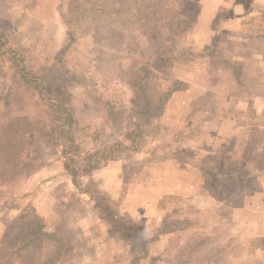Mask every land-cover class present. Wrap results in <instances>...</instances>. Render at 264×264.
Masks as SVG:
<instances>
[{"label": "trees", "instance_id": "trees-1", "mask_svg": "<svg viewBox=\"0 0 264 264\" xmlns=\"http://www.w3.org/2000/svg\"><path fill=\"white\" fill-rule=\"evenodd\" d=\"M16 1L0 0V87L5 88V66L14 75L0 105V200L17 209L0 236V264H53L67 257L62 238L47 232L43 218L34 211L35 196L24 203L32 192L14 194L37 168L32 156L40 143L56 152L77 193L94 202L100 222L118 230L132 246V264H140L148 254L146 241L139 238L146 220L120 211L132 177L165 160L196 170L215 205H178L183 197L167 195L165 203L173 206L160 218L152 240L161 233L172 234L164 250L163 260L168 263L232 264L218 239L233 241L242 199L256 190L255 180L264 176L263 134L253 125L242 146L232 136L199 156L191 141L205 133V124L218 114L202 103L218 98L217 92L208 90L180 116L181 128L169 133L160 146L146 149V144L159 133L156 119L170 97L188 88L174 76L175 64L207 63L215 70L211 81L218 87H246L244 67L233 52L242 50L246 42L230 38L217 21L207 46L187 41L197 20L196 0H64L66 41L55 54L41 56L12 35L9 10ZM75 24L85 33L75 36ZM256 37L264 34L251 38ZM80 38L90 42L84 64L91 74L84 77L69 70L65 60L74 55L70 48ZM79 85L77 94L74 89ZM121 85L131 93L129 102ZM201 111L206 114L199 118ZM137 154L142 156L122 171L118 198L100 191L90 173L120 156L131 159ZM44 241L55 245L56 256L42 263L38 253ZM263 241L255 236L248 246L257 248ZM158 260L162 259L154 262ZM254 264H264V259Z\"/></svg>", "mask_w": 264, "mask_h": 264}, {"label": "rangeland", "instance_id": "rangeland-1", "mask_svg": "<svg viewBox=\"0 0 264 264\" xmlns=\"http://www.w3.org/2000/svg\"><path fill=\"white\" fill-rule=\"evenodd\" d=\"M63 1L17 0L11 5L9 10L13 23L12 35L27 50H31L36 54L41 56L55 54L66 41V26L64 25L63 17L67 16V14L64 7L65 2L63 3ZM216 1L218 0H196L197 17L199 15L202 18V22L198 24L195 33L187 36V41L192 43L193 41L196 42L197 39L203 41L206 39L209 33L207 30L210 26H206L204 22L218 8L212 5V2ZM224 1L236 4L240 10L244 8L242 7V2H246L245 0ZM260 9L252 4L250 12L252 11L253 15L244 19V21H241L238 15H233V12L225 7L220 10L218 8V13L214 15V20L217 22L220 19H225L224 24L230 27V33H233L232 36L234 38H243L247 44L242 50L233 51L236 54L234 55V59L244 67L246 87L237 85L229 89L218 87L219 83H212L211 81L215 70L207 63L190 62L175 64L173 74L178 81L188 84V90L178 91L179 93L175 92L174 97H170L169 100L171 102L167 109L156 119L159 133L152 142L146 144V149L150 146H160L169 133L181 128L179 115L183 114L189 108L190 102L197 98L193 96H198V93H208V90L217 92L218 98L214 99L212 97L210 100H205L202 103L206 102L207 108L217 110L218 114L214 120L205 124L206 132L191 141V145L199 156L210 153L219 142L232 136L236 137L237 146H242L248 130L253 125H256L259 132L263 134L262 138L264 140V38H251L264 34V7L261 9L262 11ZM236 10L238 11V9ZM73 31L75 32V36L85 33L84 27H78L76 24L73 27ZM80 39L81 41L74 44L76 46L70 48L71 53L74 55H67L65 60H67L69 70L78 73L80 77H84L91 74L90 66L84 64L87 62L86 58L90 42L85 41V38ZM4 74L3 82L5 88L2 89L0 87V105L4 103V94L7 92V89L14 83V75L7 66H5ZM116 74H118V71H116ZM224 80L225 78H221L219 81ZM156 82L159 85L162 84V82ZM166 85V83H163L162 87H166ZM81 88L82 85H79L74 89V92L79 94ZM121 88L124 91V97L129 102L131 99L129 89L122 85ZM204 114L206 113L201 111L198 117L201 118L205 116ZM37 146L32 156L37 168L32 171V174L28 178L18 184L19 188L15 189L14 194L22 195L32 192L25 197L24 203L28 202L31 194H33L35 196L34 200H36L35 206L33 203L34 211L45 219L49 230L47 232L57 234L62 238L64 249L68 250V253H66L67 263L59 261L53 264H81L83 256L103 255L105 252L121 256L123 254V247L114 244L108 245V240L114 241L112 240L113 237L109 234L103 235L99 227L94 224L98 216L94 209V202L89 200L86 195L78 196L70 186L69 177L66 174H61V164L57 161L56 152L46 148L43 143ZM141 156L137 154L131 159L120 156L113 160L109 168L104 172H99L101 169L99 168L96 171H92L90 177L92 176L96 180L99 179V181L109 179V183L106 182L105 186L111 189L117 183L114 177L117 175H121L120 177H122L123 169L129 170ZM151 167L147 166L143 171L132 177L129 184L130 199L128 202L125 201L121 204L120 211L135 214L137 215L136 217L144 218L145 220L147 219L146 221L149 225L157 220V210H160L164 204L166 208L171 209L173 205L169 202L165 203L167 194L158 198L156 207L153 206V208L151 205L152 198L154 197L151 189L159 187L162 182L165 183L166 178H162V173L166 170L173 172L167 175L169 176L168 179L171 185L172 183H176V181L180 184L183 179L182 192L189 193L193 187L198 190L200 196H195L194 199L197 206L206 208L215 205L213 198L205 194L202 177L196 170L181 171L179 169V172L174 169L171 163L155 165V167L153 165ZM148 179H151L153 184ZM255 183L257 184L256 190L242 199L238 215V225L235 226L234 231L231 233L233 241L230 242L228 240L227 242L222 236L218 239L219 244L228 252L231 261L233 258H237L236 256H238V260L242 258L240 253L242 252L241 242L246 241L248 244L256 234L262 233L264 235V176H260L257 181L255 180ZM183 198L184 201L177 202L178 205L193 202L191 196ZM209 202H211L210 205ZM150 205L154 209L150 213H154L155 215L147 214L148 206L150 207ZM16 211L15 205H8L0 200V231L9 223ZM80 225H85L86 228L88 227V230H81ZM260 228L263 230H259ZM115 232L119 234L118 230H115ZM145 232H143V235H140L139 238L141 240H148L153 234L150 231H147V234ZM93 238H96V242L99 239L101 241L105 239L107 242L104 245L106 246L88 245V240L92 241ZM140 247L144 248V244H141ZM55 248V245L51 241H44L38 253L42 263L54 259V256H56ZM257 248L264 252V241ZM87 264L90 263L87 262ZM141 264L149 263L141 261ZM159 264L165 263L159 262Z\"/></svg>", "mask_w": 264, "mask_h": 264}, {"label": "crops", "instance_id": "crops-1", "mask_svg": "<svg viewBox=\"0 0 264 264\" xmlns=\"http://www.w3.org/2000/svg\"><path fill=\"white\" fill-rule=\"evenodd\" d=\"M245 1L246 2H244V1L242 2V5H243L242 7H244L243 10H240V8L236 4H233V3H230V2L229 3H226V1H224V0H218L216 2H212V5H214L213 7H215V8L218 7L219 10L220 9H223L224 7L225 8H229L233 12V15L236 14V15L239 16V18H240L241 21H244V19H247L248 17H251V15H253L251 13L252 11L250 12L251 5L252 4L254 6H256V7L259 6L258 9H260V8L262 9L264 7V0H250L252 2H249V0L248 1L245 0ZM247 2H249V3H247ZM215 8H212V9H215ZM217 9H216V11L214 10L215 11L214 14H210L206 18V22H204L206 26H208V27L210 26L209 29L207 30L209 33L207 34L206 39L204 41L197 39L196 42L193 41L192 44L197 45L199 47H205V46H207L209 44V42L211 41V39L213 38V35H214V31L212 29V24L215 21L214 20V15L218 13ZM236 9H238V11ZM201 22H202V18L198 15L197 20H196L195 27H194L193 31L191 32L192 34L196 32L197 26ZM224 22H225V19L224 20L223 19H220L218 23L220 24V27H222L223 29H226L229 32V34H231L230 35V38H232L233 40H237V41H245L243 38H234L232 36L233 33L232 32L230 33V27L228 25H225ZM242 23H246V22H242ZM191 63H194V62H191ZM195 63H197V62H195ZM187 90L188 89H186V91ZM186 91H184V92H186ZM176 93H174L172 95V97H174V95ZM203 94H204V92L203 93H198L197 94L198 96H193V97L196 98V97H199V96H201ZM170 102H171V100H169L167 102L164 110L167 109V107L170 104ZM181 115L182 114L179 115V121H180V116ZM111 162L112 161H110L105 167L101 168L99 170V172L100 171H103L104 172L106 169H108L109 166L111 165ZM164 163L165 164L166 163L173 164L174 169L176 171H179L180 172L179 169H181V168L173 160L160 161V162H157V163L148 165V166L151 167V166L154 165V167H155V165H160V164H164ZM146 167H144V169ZM151 169H152V167H151ZM186 170H189V169H181V171H186ZM60 172H61V174L63 173L62 172V166H61ZM169 173H173V172L172 171H168V170L164 171V173H162V178L163 179L166 178L165 179V183L162 182L159 187L157 186V187H153L151 189L153 191L152 194H154V197L152 198V204H151L152 207L153 206L156 207V205L158 203L157 200L161 196L166 195V194L167 195L173 194V195H178V196H181V197H190L191 196L193 198V202H194L195 207L202 208L200 206H197L196 205V200H194L195 199V196H200V194L198 193V190L193 187L192 190H190L189 193L182 192L183 189L181 187L183 186V179L181 180L180 184H179L178 181H176V183H172V185H171L170 182H169V179H168L169 176H167V175H169ZM62 175H64V174H62ZM120 176L121 175H117L116 177H114L116 179V182L117 183H116V186H114L111 189H108L105 186V183L106 182L109 183V179H106V180L104 179V180L99 181V179L96 180L92 176H91V178L93 180H96L97 181L98 187L100 188V190L102 192H104L105 194H107L112 199H117L118 196H119V191H120V187H121V183H122V177H120ZM148 181L153 184V182L151 181V179L150 180L148 179ZM167 185H169V186H167ZM70 186H71V188L73 189V191H75V193L78 196H84L83 194L77 193V191L74 189V187L72 186V184ZM171 187H172V189H170ZM129 193L130 192H129V186H128L127 194L124 197V199H123V201H122L121 204H123V202H125V201L128 202V200L130 199L129 198L130 197ZM246 197H247V195L244 198H246ZM210 198H212V197H210ZM33 203H34V206H35L36 200H34ZM210 204H211V202H209V205ZM151 205H150V207L148 206V213L147 214L148 215L149 214L155 215L154 213L153 214L150 213V211H153L154 210L153 209L154 207L152 208ZM209 207H211V206H209ZM169 210H170V208H166V206L164 205L163 207H161L160 210H157L158 211V216L156 218L157 220L154 221L153 224H149L148 225L147 224V221L145 222L144 230L146 232L145 231H143V232H145L147 234V231H150V232H153V234H152V236H150V238L148 240H144V241H146V245L145 246L147 247L148 254H147V257L146 258H144V259L141 260V261H143V263L159 264V262H164L165 264H174V263H168V262H166V261L163 260L165 258V256H166L164 254V252H165L164 250H165V248H167L170 245V238H171L172 234H169V233H161L156 238H154L152 240V238L154 236V231H155L156 227L159 224L160 218L166 212H168ZM122 213H124V214H126V215H128V216H130L132 218H139V217H136L137 215L132 214V213H125V212H122ZM43 220H44V223L46 224V221H45L44 218H43ZM94 224L99 227L100 231L103 232V235L104 234H109L110 236L113 237L112 240H114V241L108 240V245H113L114 244L116 246L123 247L122 248V250H123L122 253L123 254L120 256L118 254H114V253L113 254H111V253L108 254V253L105 252L103 255H100V254L97 255L96 254V256H93V255L92 256H83L82 259H81V262H82L81 264H87V262L90 263V264H132V262H131V259H132L131 247L132 246L127 241L124 240V238L122 237V234L119 231H118L119 234H117L115 232L116 229L114 230L109 225H105V224L101 223L100 222V219L98 218V216H97V220L94 222ZM79 227L81 228V230H85V229H86V231L88 230V227L86 228L85 225H80ZM3 229L0 231V236H1L2 232H3ZM45 230L46 231H49L47 224H46ZM259 230H263V229L260 228ZM142 235H143V233H142ZM255 236H259V237L261 236V237H263L264 235L262 233H260V234H256ZM225 240H227V242H228L229 239H225ZM88 242H89L88 245L101 246V245H104L107 241L105 239L102 240V241L99 239L96 242V238H93L92 241H89L88 240ZM95 242H96V244H95ZM241 244H240V246H242L241 247V251L242 252H240V253H241V257L242 258L240 260H238L239 258H238V256H236L237 258H233L232 259V264H254V263L259 262V261H262L264 259V252L262 250H260L259 248H251V247H249L248 244L246 243V241L245 242H241ZM127 245H128V247H127ZM104 246H106V245H104ZM167 254H169V252H167ZM158 257L161 258L162 260H158V261H155L154 262V259L155 258H158ZM141 261H140V264H141ZM64 262L67 263L66 260Z\"/></svg>", "mask_w": 264, "mask_h": 264}]
</instances>
